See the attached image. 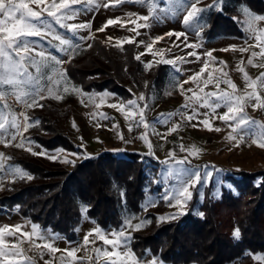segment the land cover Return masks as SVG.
<instances>
[{"label": "rangeland", "instance_id": "rangeland-1", "mask_svg": "<svg viewBox=\"0 0 264 264\" xmlns=\"http://www.w3.org/2000/svg\"><path fill=\"white\" fill-rule=\"evenodd\" d=\"M174 2L175 0H172L173 4ZM213 2L214 0H202V3L199 4L198 7H204ZM242 5L247 6L246 4H238L234 15V17H236L234 20L237 27L242 32V36L207 34L205 30H207L209 15L212 12H221L215 10H211L204 14V22L207 26L203 28L200 36H197L194 31L189 30L182 23L183 15L185 14L182 11L178 12L175 16L168 15L159 20L150 19L148 21V24L150 25L149 27L138 29L139 35H136V32L129 30L135 27L130 22L124 23L123 27L120 24L110 25L103 32L97 31V29L104 25L109 19L120 17L121 21L125 22L129 20V14H132V19H135L136 15H149L147 7L134 2H125L116 7H99L79 12L73 20L66 21V23L89 22L91 28L81 29L75 35L55 24L54 21H51V18H48L53 24L54 31L69 39L72 46H65L67 51H61L60 48L57 47L58 42H49L51 39L50 37L48 39L31 37L29 39L36 42L35 46L37 51L43 50L56 56L59 60L64 61L62 64L54 65V68L57 71H63L65 73L67 86H75L76 88L81 89L85 94L94 95L95 103L89 102L88 95L82 96L76 92H69L64 94L62 100H56L50 97L40 100L39 103L44 105L43 108L35 107L32 109H25L22 105L15 104L14 110L17 113L24 111L31 118V121L39 120L40 123L39 125L29 128L27 132L23 133L22 137L18 136L15 141H11L9 146L0 143V153H4L10 158L4 162V167L0 169V196L3 195L6 185L17 178L11 174V166H18L13 163V160L21 155H28L34 159L40 160L47 167L57 166L71 168L73 164L82 162L88 157L108 152L122 158H127L130 154L135 153L141 155L146 174L152 183L150 190L148 188L145 189V199L141 206L150 199L155 201V206H150L146 210L142 207L143 210L139 215L129 214L124 210L122 212V226L119 229L113 227H100L105 232L120 230L124 227V220L126 218L136 217L137 219H132L133 225L139 223L142 219L149 220L146 214L156 209L159 200L163 201L164 204L159 207L158 210L160 213L157 214V217L168 216L177 211L176 207L169 206L168 201L162 199L166 189L171 190L173 187L178 186V181L174 177L167 175L169 167H172L174 170L177 167L198 168L202 176L205 172L212 173V176L209 179L202 181L201 184H197L195 188L189 189L192 193V197L187 202L184 212L188 210L190 203L193 202L194 213H196L199 204L203 200L205 191L209 187H211V195L213 199H218L223 190L236 195L237 190L234 185L239 180L241 181V177L238 173L241 171L257 172L264 170V148L257 147L249 138H246L239 144V147H236L235 141L226 139L231 132V129L225 122L219 119H211L210 117L213 127L221 129V131L217 132L208 131L203 125L199 124V120L204 119L203 115H200L198 119L188 121L181 115H176L171 118H168L167 116L160 118V114L171 113L179 109L182 113L190 115L192 108H196L201 114L210 111L207 108L200 107L194 102H189L190 106L187 109L181 108V105L186 103L185 97L192 96V92H185L184 95H181L180 88L178 86L173 87V85L183 84L185 90L191 88L193 92L199 93L197 84H199L200 87H204V81L208 78V74L211 73L213 76V83L208 84L204 91H217L215 80L216 78H221V73L218 69L222 67L219 64V61L226 62L227 66L223 67V71L227 72L228 78L236 84L237 89L239 90L238 94H242L246 90V84L242 78V73L237 70V64L239 61H244L241 66L245 68L249 77L252 79L259 77L260 74L264 72V67L259 66L260 64H264V59L259 57L255 58L254 63L257 65L255 67L250 66L247 63L252 50L257 52L260 51L258 47H252L249 52L243 53L238 50L221 51V49L228 48L231 45L240 48L254 46L256 44V40L252 37L251 33L245 31V26L242 23L244 17L238 11ZM170 6H172V4L169 3V0H160L159 8H167ZM224 6L231 7L230 0H224L222 7ZM33 7L35 6L33 5ZM74 7L79 8L80 6L76 5ZM247 8L250 9L248 6ZM251 12L257 14L252 10ZM257 15L264 16V14ZM138 22L143 23V21ZM258 27L264 28V21H259ZM170 31L186 32L188 43H198L202 46L196 49L186 48L182 43L184 37L177 40L175 36L167 37L164 35ZM158 36H164V39L154 43L152 52H148L146 50V45L152 43L154 38ZM108 37H112L113 39L109 41ZM125 38H134L135 42H125L123 46L128 45V50L133 51L134 58L137 55H140V60L138 61L141 63L143 69L141 75V88L137 89L134 86H130V93L127 94L126 98H122L117 93L108 89L97 90L95 87H91L87 90L86 88H88L89 84L84 83L83 85H80L74 82L73 74L76 73L75 70L77 65L84 62L85 58H89L90 56L94 57L96 52L94 54L93 51L89 52V54L87 53L93 45L96 46V42L99 41L107 46L110 45L113 48L120 49L121 47L116 46V43L118 40ZM141 41L143 43H140ZM177 44L179 47L175 46ZM88 45H91V47H88ZM191 51L197 52L200 59L197 60L196 57L188 56L187 53ZM207 51H212V56L215 58L214 61L204 55ZM153 53L162 54L153 55ZM177 57H183L184 60H177ZM110 58L112 61L111 69H115V66H118V64L120 66L121 61L118 56L112 55ZM162 58L176 60L175 66L158 62L161 61ZM204 61L209 62V66L205 72L201 74L196 82L189 80L191 76L200 72ZM148 62L152 63V67L146 69L145 64ZM159 65L167 67V75L163 79V84L161 86L154 85L151 90L147 91V75ZM49 71H51V69H49ZM113 75L115 74H112V76ZM186 80L189 82L183 83ZM220 90L232 92V89L224 83L220 84ZM247 91H251V89H247ZM257 91L262 97H264V88H260L258 85ZM104 94H107L105 96L104 104H102L101 107L96 108L95 104L100 103V97ZM141 94L145 96V100L138 101V104L141 107H143L144 104L148 105V108L145 110V118L149 122L150 127L145 130L142 126H133L132 131H129V122H126L124 116L115 108L109 107V105L136 99ZM45 95L47 96V93H45ZM200 95L202 96L203 94L200 93ZM82 99L84 101L83 104L81 103ZM252 103H255V101L253 100ZM225 111V107H220L216 110L217 114H223ZM245 111L252 119L264 123V109L254 110L251 104H249L245 108ZM93 113L96 114L95 117H93ZM101 113L107 118H102L100 115ZM20 119H22V117ZM73 123L75 124V127H73ZM114 125H118V128H115ZM175 125H179L177 131H175L178 134V139L171 140L169 137L172 132L169 134V129ZM193 125L198 126L193 127ZM10 131L14 130L10 129ZM57 131L63 132L68 137L69 141L78 148V151L64 150L56 160H50L46 158L45 155H32L25 150L26 148L31 147L33 152H44L49 155L54 154L57 149H60L52 148V145L55 142L52 141L51 137L57 135ZM145 131H147L148 141H150L152 145L151 151L154 155L148 154L149 148L147 144L144 140L139 138L141 133H144ZM118 133L123 135V139H120ZM22 139L24 142V148L15 147L14 145L21 142ZM5 140L10 141V137L6 136ZM181 145H183L185 149L195 145L200 151L197 155H191L188 151H181ZM169 152L175 153L173 159L169 158ZM185 157L187 160L184 165H175L174 160L184 159ZM65 158L72 162H62ZM166 160H168L167 164L162 163ZM157 180L160 181V183L154 182ZM258 181L259 180H256L255 183H258ZM174 203L175 201L172 200V204ZM175 220L177 219L166 220L163 222L157 221V223L162 224ZM33 224L35 223L31 222L28 218L22 217L16 208H14V210H9L0 205V228H3L4 226H9L11 228L12 226L20 225L21 232H30ZM147 225L139 231H132L131 229H128V231L132 236L135 233L142 232ZM97 226L98 225L94 220L91 218L85 220L80 214V224L75 230L76 239L73 241H67L63 235L53 233L50 229L39 226L41 231L59 237V239L54 241V246L61 251L56 253H49L46 249L29 250V243H19V241L23 239L21 232L15 233L14 236L5 233V250L12 253L15 251V249L12 248V245L17 244L19 248L24 250L23 255L31 258L34 264H45L46 261H48L49 264H62L61 257L66 255L63 252L64 249L78 247L80 250L77 252V257L85 258L94 255L91 251L93 247H105L100 240H96L95 245L89 244L87 248L83 247L84 235ZM92 239H94V237L90 236L89 240L91 241ZM37 243L42 242L37 241ZM108 247L109 250H111L110 246ZM40 251L43 252L42 258ZM153 256L154 255L147 250L140 259L151 260ZM10 258L16 260L17 264H26V262L20 257ZM157 258L162 261L159 257ZM251 260L254 261L252 258ZM63 264H67V260H65ZM83 264H88V261L85 259ZM99 264H105L104 258L100 259ZM163 264L168 263L163 262Z\"/></svg>", "mask_w": 264, "mask_h": 264}, {"label": "snow or ice", "instance_id": "snow-or-ice-1", "mask_svg": "<svg viewBox=\"0 0 264 264\" xmlns=\"http://www.w3.org/2000/svg\"><path fill=\"white\" fill-rule=\"evenodd\" d=\"M125 2H134L147 7L149 15H136L135 19H132V14H129V20L125 22H122L120 17L109 19L104 25L97 29L98 32H103L110 25L120 24L123 27L124 23L130 22L135 27L129 30L139 35L138 29L149 27L148 21L150 19L159 20L168 15L175 16L178 12L182 11L185 13L182 23L189 30L194 31L197 36H200L203 28L207 26L204 22V14L211 10L223 11L222 5L224 0H214L212 4L205 5L204 7H198V5L202 3V0H175L174 4L172 0H169L172 6L167 8H159L160 0H0V143L9 146L11 141H15L18 136L22 137L23 133L27 132L29 128L39 125L40 123L39 120L31 121V118L24 111L17 113L14 110L15 104L22 105L25 109H32L35 107L43 108L44 105L39 103L40 100L49 97L62 100L64 94L69 92H76L82 96L88 95L89 102L95 103L94 95L85 94L81 89L75 86H67L65 73L63 71H57L54 68V65L62 64L64 61L59 60L56 56L43 50L37 51L35 46L36 42L29 38L38 37L41 39H48L50 37V43L58 42L57 47H59L61 51H67L65 46L71 47V41L55 32L53 24L48 18H51V21H54L55 24L75 35L81 29L91 28L89 22L66 23V21L73 20L79 12L99 7H116ZM33 5L35 7H33ZM76 5L80 7H74ZM238 11L244 17L242 23L245 26V31L251 33L252 37L256 40V44L254 46L240 48L231 45L228 48L221 49V51L238 50L243 53L249 52L252 47H258L260 51L257 52L252 50L247 60L248 65L255 67L257 66L254 63L255 58L259 57L264 59V28L258 27V22L264 21V16L252 13L251 10L244 5H242ZM233 19H236V17ZM138 21H143V23H139ZM164 35L167 37L175 36L177 40L184 37L182 43L186 48L196 49L202 46L198 43H188L186 32L170 31ZM112 39V37H108L109 41ZM163 39L164 36L155 37L152 43L146 45V50L152 52L153 44ZM125 42L134 43L135 40L134 38L118 40L116 46L122 48ZM140 43L143 42L141 41ZM175 46L179 47L178 44ZM88 47H91V45H88ZM161 54L162 53H153V55ZM187 55L196 57L197 60L200 59L199 54L195 51L188 52ZM204 55L213 61L215 60L212 56V51H207ZM135 59L140 60V55H137ZM176 59L181 61L184 60L183 57H177ZM158 62L175 66L176 60L162 58L161 61ZM243 63L244 61L241 60L237 64V70L242 73V78L246 84V90L242 94H238L239 90L236 84L228 78V73L223 71V67L227 66L226 62L219 61L222 67L218 69L221 73V78H216L215 80L217 91H204L208 84L213 83V76L211 73L208 74V78L204 81V87H200V85L197 84L199 93L193 92L191 88L185 90L183 84L173 85V87L178 86L180 88L181 95H184L185 92H192V96L185 97L186 103L181 105V108L187 109L190 106L189 102H194L200 107L207 108L210 111L201 114L196 108H192L191 114L186 115L177 109L171 113H161L160 118L165 116L171 118L176 115H181L188 121H192L193 119H198L200 115H203L204 119L199 120V124L203 125L208 131L217 132L221 131V129L213 127L210 117L211 119H219L225 122L231 129L226 139L235 141L236 147H239L241 142L249 138L257 147L264 148V123L252 119L245 111V108L249 104H251L254 110L264 109V97L257 91L258 85L260 88H264V72H262L259 77L252 79L249 77L245 68L241 66ZM208 66L209 62L204 61L200 72L191 76L189 80L196 82ZM259 66L264 67V64H260ZM151 67V62L145 64L146 69ZM49 69H51V71H49ZM188 82L189 81L186 80L183 83ZM221 83L228 85V87L232 89V92L220 90ZM247 89H251V91H247ZM45 93H47V96ZM200 93L203 95L201 96ZM106 95L107 94L101 95L100 103L95 104L96 108L104 104ZM144 100L145 96L141 94L136 99L121 102L119 104H111L109 107L115 108L124 116L125 121L129 122V131H132L133 126H142L147 130L150 127L149 122L145 118V110L148 108V105L144 104L143 107H141L138 104V101ZM253 100L255 103H252ZM81 103H84L83 99ZM220 107L226 108L223 114H217L216 112ZM92 115L95 117L96 114L93 113ZM100 115L102 118H107L102 113ZM21 117L22 119H20ZM197 126L198 125H193V127ZM73 127H75L74 123ZM114 127L118 128V125H114ZM178 128L179 125L173 126L169 129V134L177 131ZM10 129L14 131H10ZM118 135L120 139H123L122 134L118 133ZM6 136L10 137V141L5 140ZM139 138L144 140L147 144L149 148L148 154L154 155L151 151L152 145L150 141H148L147 131L141 133ZM14 146L17 148H24L23 139ZM180 148L181 151H188L191 155H197L200 151L195 145L190 146L188 149H185V147L181 145ZM25 150L32 155H45L46 158L50 160H56L60 153L64 152L63 149H57L54 154L49 155L44 152H33L31 147ZM168 155L170 159L175 157L174 152H169ZM8 159L10 158L4 153H0V169L4 167V162ZM186 160L187 158L185 157L184 159L174 160V163L175 165H184ZM62 162L70 163L72 161L65 158ZM162 163L167 164L168 160ZM11 174L19 179H33L30 173L16 165L11 166ZM167 175L174 177L178 181V186L173 187L171 190L166 189L162 199L168 201L169 206L176 207L177 211L168 216L157 217L158 222L178 219L179 216L184 215V208L192 197V193L189 189L195 188L197 184H201L202 181L209 179L212 173L205 172L202 176L198 168L177 167L174 170L172 167H169ZM154 182L160 183L158 180ZM112 187L117 191L123 201L125 197L124 190L115 182H113ZM172 200L175 201L174 204H172ZM78 205L81 216L85 220L89 219L88 212L91 205L83 201H78ZM150 206H155L154 200L150 199L142 205L145 210ZM195 214L201 217L204 215L203 212H196ZM132 219L137 218H126L124 220V227L118 231L105 232L98 226L94 227L84 235L83 247L87 248L89 244L95 245L96 240L102 241L105 247H93L91 251L94 255L85 258L77 257V252L80 250L78 247L64 249L63 252L66 255L61 257L62 264L65 260H67V264H83L85 259L88 261V264H99L101 258H104L105 264H163V261H160L155 256H153L151 260H141L132 252L129 247L132 236L128 229L139 231L145 225L151 223L150 220L142 219L139 223L133 225ZM17 232H21L20 225L12 226L11 228L9 226L0 228V264H17V261L10 257H20L26 264H34L31 258L23 255L24 250L19 248L17 244L12 245V248L15 249L14 252L9 253L5 250L6 244L4 241V234L8 233L14 236ZM21 236L23 239L20 240L19 243H29V250L46 249L49 253L61 251L54 246V241L59 239V237L41 231L38 225L33 224L31 226V231L21 232ZM90 236L94 237L91 241L89 240ZM232 237L237 241L242 238L241 231L238 227L234 228ZM37 241H41L42 243H37ZM108 246H110L111 250H109ZM40 255L42 258V251H40ZM246 255H251L254 261L259 262V264H264V254L252 255L246 253ZM45 264H49V262L46 261Z\"/></svg>", "mask_w": 264, "mask_h": 264}, {"label": "trees", "instance_id": "trees-1", "mask_svg": "<svg viewBox=\"0 0 264 264\" xmlns=\"http://www.w3.org/2000/svg\"><path fill=\"white\" fill-rule=\"evenodd\" d=\"M231 7L221 12H212L208 17L206 33L210 35L242 36L233 19L238 4H246L257 14H264V0H230ZM89 52L94 57L85 58L77 65L73 80L76 84H89L87 90L108 89L126 98L130 86L141 88V63L134 58L128 45L120 49L96 42ZM120 58V66L111 69V56ZM119 68V69H117ZM111 69V70H109ZM112 74H115L112 76ZM167 75L166 66H157L147 75V91L152 86L163 84ZM52 148L78 151L68 137L57 131ZM33 179L16 178L6 185L0 196V205L18 213L42 228L61 234L67 241L76 239L80 224L78 201L90 204L89 218L101 228L122 226V212L139 215L145 199V189L151 188L140 154L127 158L113 153H103L73 164L71 168L47 167L40 160L21 155L13 160ZM241 181L235 183L237 194L223 190L218 199H213L211 187L207 188L197 212L194 203L177 220L157 223L156 209L146 214L151 223L139 233L132 235L131 250L141 258L145 251L168 264H259L251 255L264 253V170L241 171ZM259 180L258 183H255ZM115 182L125 192L124 200L113 189ZM158 189V187H157ZM161 210V209H160ZM239 228L242 238L232 237L234 228Z\"/></svg>", "mask_w": 264, "mask_h": 264}, {"label": "built area", "instance_id": "built-area-1", "mask_svg": "<svg viewBox=\"0 0 264 264\" xmlns=\"http://www.w3.org/2000/svg\"><path fill=\"white\" fill-rule=\"evenodd\" d=\"M171 122V121H170ZM171 140H177L178 139V134L176 132H172L170 137Z\"/></svg>", "mask_w": 264, "mask_h": 264}, {"label": "crops", "instance_id": "crops-1", "mask_svg": "<svg viewBox=\"0 0 264 264\" xmlns=\"http://www.w3.org/2000/svg\"><path fill=\"white\" fill-rule=\"evenodd\" d=\"M121 97V96H120Z\"/></svg>", "mask_w": 264, "mask_h": 264}]
</instances>
